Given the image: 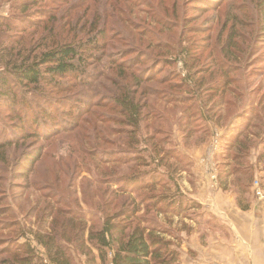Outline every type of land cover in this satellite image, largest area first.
Wrapping results in <instances>:
<instances>
[{
	"label": "rangeland",
	"instance_id": "obj_1",
	"mask_svg": "<svg viewBox=\"0 0 264 264\" xmlns=\"http://www.w3.org/2000/svg\"><path fill=\"white\" fill-rule=\"evenodd\" d=\"M25 8L0 0V59L87 38L96 39L99 50L80 74L83 81L78 73L56 77L63 90L46 85L53 101L40 103L52 104L56 117V125L48 122L47 139L29 135L3 149L0 264L24 242L45 255L34 232L46 230L54 217L58 236L68 233L64 243L73 264H110L111 251L103 261L86 239L91 223L98 227L107 216L125 226L143 217L171 241L176 264H233L221 244L237 241L229 226L236 220L252 223L245 245L255 246L254 236L264 232V0H36ZM137 57L142 62L136 65ZM126 93L139 105L135 127L114 105ZM70 95L71 105L56 103ZM0 109V139L32 130L30 115ZM237 132L250 146L241 168L252 172L240 203L230 172L234 159H223L236 153L228 144ZM166 148L182 157L161 160ZM137 172L156 181L151 191L118 189L119 180ZM174 193L199 206L189 204L176 215L159 211L166 202L146 204ZM136 202L139 208L131 206ZM81 211L88 216L85 239H75L74 226L64 221ZM4 246H10L6 252Z\"/></svg>",
	"mask_w": 264,
	"mask_h": 264
},
{
	"label": "trees",
	"instance_id": "obj_2",
	"mask_svg": "<svg viewBox=\"0 0 264 264\" xmlns=\"http://www.w3.org/2000/svg\"><path fill=\"white\" fill-rule=\"evenodd\" d=\"M35 1L36 0H12V6L16 5V10L25 12L27 10V8H25L27 3ZM22 3L24 4L21 5ZM18 15L22 14L20 13ZM98 48L99 46L96 39L88 40L87 38L85 41H71L65 42L61 45H55L52 46L51 49L45 52L42 51V53L39 54L29 55L23 52L22 55L17 53L15 56H12V54L8 53L4 59H0V107L16 112V116L19 118L23 117L22 115H25V117L30 115V117H32L31 119L30 117L28 119V121H30L29 124L32 127L30 132L22 136L17 135L14 137V135H10L4 136L0 139L1 163L5 159V151H3V149L6 150L7 148L18 144L20 142L19 139L23 140L29 135H31L30 137L38 140H43L44 138L47 139L48 136H45V133L48 131V122L50 121L49 123L56 125L53 121L56 117L49 111L52 104L46 108V106H42L40 103L46 101L47 99L50 103L53 101V97L51 95L49 96L46 92V85L52 87L53 91H58L63 90V87H61L62 85L60 82L56 80L57 76L63 77L79 73L78 78L80 79V74L85 75V71H87L89 60L96 59L98 57V52H94V50H99ZM180 53L176 52L175 54L179 55ZM165 61H168V59L165 58ZM141 62L142 60L137 57L134 58L132 63L137 65ZM187 63V61L184 62L186 65ZM138 76L142 75L140 74ZM140 78L141 77H138V79ZM141 80L142 79H140V81ZM78 81L83 80L80 79ZM140 81L137 80V82ZM191 91H186L188 96L193 94ZM38 98L42 100H37ZM31 101H33L40 108V116L35 113L36 108L29 103ZM63 102L71 105L73 102L71 95L69 98H59L58 101H56V103L59 104ZM114 105L121 106V116L126 119L123 120L124 123H127L132 127L137 126L140 112L139 105L135 99L128 97L126 93L120 101L115 100ZM69 113V117L73 118L74 113H71V111ZM22 120L24 121V119ZM185 120L188 121L189 124L191 123V119L189 117ZM63 122L64 121H60L59 124H64ZM188 123L186 124L187 127L189 125ZM18 128L20 130L22 129L21 127ZM0 129H2V127H0ZM238 134L239 132L230 136V142L228 144L229 146L233 145V149L236 150V153L234 155L229 153L227 156H224L223 159H234L233 163L235 166H233L230 172L233 174L236 173L238 183L236 198L237 202L240 203L244 200L243 197L249 193V183L250 180H252V172L250 168H241L247 160V152L250 146L241 139V134ZM36 154L38 157V152L34 153V157H36ZM170 157L178 159L182 156L176 148H166L165 153L160 159L164 160L169 159ZM29 159L35 162V158ZM154 174H156L155 171L152 174V179L154 178L158 181V178ZM134 175V177L125 179V181L119 180L118 189L129 188L132 190V193H134L137 189L142 191H151L152 187L155 186L154 183H156V181L147 180V175L144 176L145 173L140 174L137 172ZM219 175L221 178V173ZM243 178L245 179L244 181H242ZM145 179L147 181H144ZM123 182H125L124 186H122L124 184ZM126 184H129V186L132 184V188L128 187ZM120 186H122V188H120ZM180 195L181 194L175 193L172 195L162 194L154 197L149 202H146V204L148 205L149 203L153 205L156 201H159V203L166 202L164 207L160 206L159 211L168 210L169 212H176L174 213L176 215L180 214L179 212L182 211L183 207L189 208L190 205L199 206L195 202L190 203L188 201L181 200ZM144 200L146 199L144 198ZM136 204L137 205L131 206H137L139 208L138 202H136ZM133 216H130V218ZM87 219L88 216L81 211L79 213H75L73 216H70L66 222L64 221V224L67 226L68 222L69 225L72 223L74 227L71 234L75 239H85L84 230L87 225ZM57 220L58 218L55 219L54 217L53 222L49 224V227L45 226L46 230H43L42 232H34V238L44 249L45 255L38 253L36 248L32 246L30 242H24L21 246H16L17 248L10 252V256L8 258L1 259V263L73 264L68 253V248L64 243L68 242L70 239L68 237V233L62 232L61 235L58 236V230H54L53 225H55ZM134 220L136 221L135 224L130 223L125 226L112 222L107 216L98 227H94L91 223L89 231H87L86 239L94 245V248L98 251V256L103 261L106 259L107 250L111 251L112 255L110 264H176L179 254L177 251L169 249L171 241L165 240L159 234H156L154 230H151L153 228L149 227L147 221L143 217L137 216ZM7 222L9 223V221ZM144 222H146V224ZM9 247L10 246H4L5 250L1 251L6 252Z\"/></svg>",
	"mask_w": 264,
	"mask_h": 264
},
{
	"label": "crops",
	"instance_id": "obj_3",
	"mask_svg": "<svg viewBox=\"0 0 264 264\" xmlns=\"http://www.w3.org/2000/svg\"><path fill=\"white\" fill-rule=\"evenodd\" d=\"M221 197L223 196L220 194L217 195V198ZM220 200L223 202L224 200H227L229 206L232 204L230 199L223 200L221 198ZM251 224L248 222H242L241 220H236V222H231V224H229L237 241L234 240L229 244L221 245L223 246V253L226 260L233 264H264V232L254 236V243H257L255 246H251V244L250 247L249 245H245V240L247 238L245 232L247 227ZM247 240L250 241V239Z\"/></svg>",
	"mask_w": 264,
	"mask_h": 264
}]
</instances>
